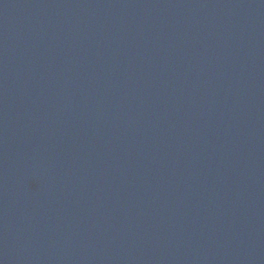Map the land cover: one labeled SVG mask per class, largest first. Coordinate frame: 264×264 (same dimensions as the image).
Segmentation results:
<instances>
[{"label":"water","instance_id":"water-1","mask_svg":"<svg viewBox=\"0 0 264 264\" xmlns=\"http://www.w3.org/2000/svg\"><path fill=\"white\" fill-rule=\"evenodd\" d=\"M0 264H264V0H0Z\"/></svg>","mask_w":264,"mask_h":264}]
</instances>
